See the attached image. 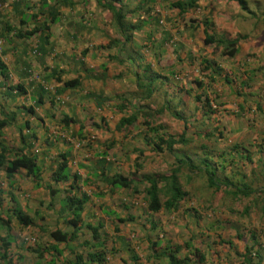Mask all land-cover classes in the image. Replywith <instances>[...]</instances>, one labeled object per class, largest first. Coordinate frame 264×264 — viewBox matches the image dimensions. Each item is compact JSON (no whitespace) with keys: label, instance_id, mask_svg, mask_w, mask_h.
<instances>
[{"label":"crops","instance_id":"0c3cea01","mask_svg":"<svg viewBox=\"0 0 264 264\" xmlns=\"http://www.w3.org/2000/svg\"><path fill=\"white\" fill-rule=\"evenodd\" d=\"M178 1L184 0H0V62L7 76L0 75V120L4 112L15 114L3 129L2 140L12 149L25 144L24 152L35 156L40 169L39 180L24 170L8 180L0 170L4 182L0 187H6L4 194L0 190L2 216L11 214L6 211L12 209L14 197L33 219L31 226L22 227L12 218L9 232L0 228V264H71L76 255L84 264H97L86 261L85 244L93 243L87 224L102 225L104 248L112 239L111 249L122 255L114 259L119 264H169L158 256L163 248L184 260L182 264H223L220 248L225 245L241 264L246 248H261L252 264H264V209L220 208L222 194L218 199L215 193L191 196L187 200L196 201L197 207L183 208L184 201L170 212H150L144 201L147 185L139 180L169 176L178 160L192 158L195 152L211 153L221 178L258 179L264 184V145L238 141L251 130L241 116L245 105L264 112V43L258 45L252 32L253 17L248 18L234 0H198L195 8L184 12L172 6ZM108 6L121 9L122 22L136 29L122 33ZM239 19L243 23L248 19L251 28H242ZM204 20L212 24L209 34L240 38L234 57L222 56L220 48L217 57L212 55L216 46L204 43ZM32 31L28 37H16ZM137 76L146 86L137 87ZM144 76L154 82L150 96ZM70 81L77 85L65 87ZM40 88L45 92L42 103L37 96ZM200 95L215 97L222 110L211 113L202 107L204 103L196 101ZM171 97L179 110L170 109ZM134 115L130 125H121ZM65 119L70 121L67 125ZM183 134L185 145L175 144L170 151L154 149L160 137ZM220 153L224 155L218 157ZM62 156L69 179L56 182L53 176ZM199 169L194 170L203 178L204 168ZM195 171L191 169L180 183L193 180ZM116 173L133 178L137 192L112 188L102 180ZM76 194L87 197L76 239L56 243L50 233L74 230L66 200ZM226 195L236 202L256 193L248 198ZM140 197L143 202L138 204ZM158 214L162 222L155 220ZM153 222L157 228L152 231ZM130 227L142 234L136 236ZM161 228L169 236H163ZM7 233L10 245L3 249L1 239ZM155 241L163 243L151 247ZM141 247L147 252L144 260L138 258ZM105 260L100 264H111Z\"/></svg>","mask_w":264,"mask_h":264},{"label":"trees","instance_id":"16d2710c","mask_svg":"<svg viewBox=\"0 0 264 264\" xmlns=\"http://www.w3.org/2000/svg\"><path fill=\"white\" fill-rule=\"evenodd\" d=\"M198 0H184L182 2L178 1L172 6L174 8H178L180 11L184 12L187 9L190 8H195L196 7V2ZM236 1L242 11H247L249 14H253L249 7L247 6L246 0H234ZM108 9L112 12L113 18L115 21L120 25L122 28V33H127L130 32L133 29H136L135 26L127 27L123 22H122V11L121 9H115L114 7L108 6ZM35 18V17H34ZM206 28L205 31V40L204 43L205 45H212L215 44L216 48L221 49V55L222 56H227V57H234L237 52H238V42L240 38L236 39H228L227 37H222L216 34H209L207 32V29H211V23L208 22V20H204L202 22ZM34 32H25L21 33L18 32L16 34V37L21 38V37H28L32 35ZM210 67V66H209ZM208 69V68H206ZM219 70V69H218ZM218 74V73H217ZM0 75L2 78H7L6 72H5V66L1 64L0 62ZM137 87L142 88V86H146V84L141 83V78L137 76ZM143 79H146L147 81V87H146V92L147 95L150 96L153 92V89L151 88L152 84L154 83L152 78H149L148 76H144ZM77 85V81H70L64 83V86H71V85ZM17 89L21 92L23 88L17 86ZM40 91L42 93L37 94L38 96V103H42L41 99L43 97V94L45 93L42 88H40ZM203 95L197 96L196 101L200 103H204L202 107L208 108V111L213 112L210 110V100L206 96L202 98ZM15 119V114H6L5 112L2 114V119L0 120V170L2 169L5 173V177L8 180H12L14 177L15 173L24 170L28 176H32L35 180H39V175H40V169L37 166L36 163V158L33 156L30 152H24L26 151V146L18 148V149H12L7 146L5 141L2 140V131L4 128L7 126H10ZM135 120V115L129 117L128 119L122 120L120 123L121 125H130L133 121ZM65 125H67L68 122L67 119H65ZM22 137V136H21ZM176 137V136H175ZM174 136H169L167 138L165 137H160L157 142H155V150L157 152L162 151L163 147H165L168 151L172 149V147L175 144H183L185 145L187 142L185 141L184 137L185 134L178 136V138H175ZM206 137H208L206 135ZM22 144L24 143L23 137L21 139ZM235 149H237V146H234ZM203 149V148H202ZM204 151V150H203ZM203 155H212L211 153L204 152ZM224 153H220L217 156L222 157ZM198 156L197 152L193 153V157ZM216 156V155H215ZM212 157H214L212 155ZM206 165L204 166V172L205 176L203 177V181L205 184L206 189H213L215 191L220 190L221 188L226 194L231 195L232 197H238L241 196L243 198H248L254 193L262 192V188L254 189L250 185L246 183L245 180H230L226 177L221 178L218 175V167H214L212 164L211 158L210 160L206 156L204 160L202 161ZM178 167L172 170L171 174L169 176H161V175H153V176H147L142 178V180H139L140 183L146 184L147 186L144 188L143 193H144V201L147 205V209L150 212L156 213L159 212L160 210H164L166 212L178 210L179 206L182 204V202L186 201L188 198L191 196H196L197 193L194 192V194H191L192 192L190 191L191 189L189 187H184L180 182H179V177L178 173L181 169V166H188L190 169H195L198 170L199 168L195 165V163L191 162V159L188 157H185L183 159H180L177 161ZM211 166V172H208L207 166ZM213 166V167H212ZM213 168L215 170H213ZM67 170V164L65 160V156H62V162L58 165V169L54 172V180L56 182L64 181L69 179V174L66 172ZM200 172V169H199ZM76 180V178H75ZM102 180L104 182L112 187V188H123V189H132L134 193L137 192L138 189V184L133 178L131 177H125L122 174L116 173L112 175L111 177H103ZM189 182L190 180H186ZM164 183L165 185L163 187H160V183ZM12 183V182H11ZM10 183V184H11ZM141 184V185H142ZM194 190H197L196 187H193ZM264 189V187H263ZM79 188H77V192L79 193ZM1 193V192H0ZM0 199V228L4 229L6 228L7 232L10 230V222L12 218H14L19 225L22 227H28L33 224V219L30 218L28 215L23 213L18 206L16 200L14 197H12V203L13 207L11 210H7L6 213L8 214L9 212L11 213L8 215L9 217L4 218L2 216V203ZM87 202V197L85 195H73L69 196L66 200V205L67 209L70 210V214L72 215V220L70 221V224L74 227V230L72 232H62V231H55L49 234V237L52 241L56 243H62L66 242L69 243L73 240L76 239V234L78 231V228H76V224L80 220L81 213L84 210V206ZM120 222H123V220H119ZM157 225L153 222V225L151 226V230H155ZM87 230L90 231L91 237L93 240V243H88L86 242V247L89 249L87 252L86 256V261L91 262V263H97L100 264L102 261L105 260L104 254L105 252H97L98 249H102L101 247H104V241L106 239L102 238V236H105L106 234L104 233L101 235L99 232L102 229V225L98 224L97 226H91L88 225L85 226ZM264 237V234H263ZM257 236L255 234H252V240L257 243L256 240ZM2 242V247L3 249H6L10 245V237L9 233H7V236L5 239H1ZM158 242H151V247H156L158 246ZM105 249V248H104ZM167 248L160 249L161 252L158 255L159 257H166L169 261V264H182L184 263V260H179L176 258L174 254L171 252L168 253L166 252ZM262 249L258 248L257 250L254 249V247L251 248H246V252L244 257V262L245 264H252L253 261V255L259 256L260 257V251ZM106 251V249H105ZM199 251H196L193 253L197 257L199 255ZM83 257L81 255H76L75 258V263L71 264H84L82 261ZM131 260L135 263H137V257L132 255ZM199 261H203L204 258L200 256L198 258ZM106 261V260H105Z\"/></svg>","mask_w":264,"mask_h":264},{"label":"rangeland","instance_id":"374dc122","mask_svg":"<svg viewBox=\"0 0 264 264\" xmlns=\"http://www.w3.org/2000/svg\"><path fill=\"white\" fill-rule=\"evenodd\" d=\"M246 2H247V6L249 7V9L251 10V12L253 14L252 15L249 14L246 10L242 11V12L246 13L247 15H249L248 18H250V19L253 17L252 18L253 19V24H252L253 27L251 28V25L249 24L248 19L246 20L245 23H243V21L239 19L240 24L242 23V28H244V29L251 28L252 32H254L255 35H256L255 36L256 39L259 40V42H257L258 45L263 44L264 43V0H246ZM218 53L219 52H218L217 48H213L212 49V55L213 56L217 57ZM252 59H253V57H252ZM263 74H264V69H263ZM215 100H216V98L213 97V99L210 100V104L209 105H210V108H211L210 110H212L213 112L217 113L220 110H222L221 109L222 106H220V103H219L220 101L219 100H216V101ZM171 101H172V103H171L172 105H169L170 109H172V107H175L174 109L179 110V109H177V108H179L178 102L174 103L173 102L174 101L173 97H171ZM206 109H208V108H206ZM234 109H235V107H234ZM241 116L244 119L243 120L244 123L247 124L252 131L251 130L249 132L245 131L243 134H242V131H240L238 134L239 135L242 134V135L240 137H238V139H239L238 141L241 142V144L246 145V146H249L250 145L249 143L258 142V144H260V145H258V148L262 147V145H264V138L262 137L264 135V128L261 127V126H264V121H263L264 120V112L259 111L258 110V106H254L252 104H249V105H245V110L243 112V115H241ZM260 120L262 122H260ZM239 122H241V120ZM11 135L12 134H10L8 136V138H9L8 140H10L12 138ZM220 142L221 141H219L218 144H220ZM210 148H211V146H210ZM206 156L210 160L208 155H198V156H195V157H192V158H190V157H188V158H190L191 162L192 163L194 162L195 165H197L199 168H201V167L204 168L203 165H206V164H204L202 161L204 160V158ZM222 165L223 164H221V166ZM217 167H218V165H217ZM207 168H208V172H211V169H212L211 166L208 165ZM190 170L191 169L188 168L187 166H181V169H180V171L178 173L179 179L180 180L183 179L184 176L187 173L190 174ZM213 170H215V169L213 168ZM220 170L221 169H219V172H220ZM193 171H195V170L193 169ZM201 172H203V171H201ZM253 172L255 174L256 168L253 169ZM195 173H196V171H195ZM195 173H194V175L192 177V178H194L193 180H190L189 182L183 181V186L185 188L189 187L191 189L190 191L192 192L191 194H194V192H195V193H197V195L206 196L208 194H214L215 193L214 196H216V194H217L218 195V197H217L218 199H221V198L223 199L222 205L220 206V208H236L238 210H243L248 205L250 208L251 207H255L257 209H264V189H263L264 184H262V180L252 179V180H245V181H246V183L248 185H250L254 189L262 188L261 191H263V192L256 193V195H254V197L251 198V199H239V200H236V202L235 201L232 202L231 200H233V198H231L230 196H227L226 194H224V191H223L222 188L220 190H218V191H215L213 189H210V190L206 189L204 181H203L204 179L199 174H197V173L195 174ZM202 176L204 177L205 175H202ZM185 177L187 178V176H185ZM180 180H179V182H180ZM238 180H240V179H238ZM3 183H4L3 180L0 179V184H3ZM193 187H196L197 190H194ZM0 190H3L4 191L3 194H4L5 190H6V187L5 186H3V187L1 186ZM127 194L128 193H126V195ZM220 194H222L221 198L219 197ZM204 196H200V197L203 198ZM126 199H129L128 195H127ZM229 199H231V200H229ZM134 201H135V198H134ZM216 201H215V203L218 204V202H216ZM136 202L138 204H141L143 201L141 200V197H140V198H138V200H136ZM182 205H183V208H184L185 205H186L185 208H188L189 206H190V208H194V207L198 206L197 202L194 201V200H190V201L186 200ZM157 216L158 217H156L155 220L161 221V222H162V220H164L163 216L161 214H158ZM166 220H167V218H166ZM130 228L131 229L133 228L135 230L134 234L136 236L142 234L141 231L137 232L138 229L136 227H130ZM102 232L103 231L101 230V232H99V233L102 235ZM160 233H163L164 234L163 236H165V237H166L167 234L169 236V233L167 231H163L162 228H161V232ZM180 235H181L180 232H178L176 234V236L179 239H180ZM102 237L105 239V236H102ZM165 237H163V238H165ZM112 241H113L112 239L111 240L109 239V241L106 242L107 243L106 246L108 247V249H106V251H105V249L103 247L102 249H98L97 252H101V251L105 252L104 256H105V258L108 259V261H110L111 264H115V263L119 264V262L115 261L114 259L119 260V259L122 258L121 257L122 255H121V253L119 251L114 252V249H111ZM44 242H46V240H44ZM162 243H163V241H161L159 244H162ZM79 250H81L83 252V256H84L85 255L84 250H82V249H79ZM201 250H202V248H201ZM223 250H225L227 252L224 253ZM137 251L136 252L140 254V255L138 254V256H139L138 258H140L141 260H144L145 256L147 255L146 249L141 247ZM220 252L222 254V257H220V258L223 260V264H226V263H228V264H241L242 263V261L239 260L240 258L235 256L234 251L228 249L227 245L221 247L220 248Z\"/></svg>","mask_w":264,"mask_h":264}]
</instances>
